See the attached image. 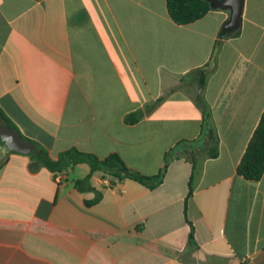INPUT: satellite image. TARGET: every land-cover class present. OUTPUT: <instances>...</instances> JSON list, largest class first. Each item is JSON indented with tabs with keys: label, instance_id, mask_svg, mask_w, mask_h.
<instances>
[{
	"label": "crops",
	"instance_id": "obj_1",
	"mask_svg": "<svg viewBox=\"0 0 264 264\" xmlns=\"http://www.w3.org/2000/svg\"><path fill=\"white\" fill-rule=\"evenodd\" d=\"M227 17L176 23L164 0H0V109L19 134L52 157L76 147L162 170L149 184L79 161L56 180L0 144V264H264V167L235 171L264 104V0H242L237 32L220 36ZM206 127L214 155L178 153Z\"/></svg>",
	"mask_w": 264,
	"mask_h": 264
},
{
	"label": "trees",
	"instance_id": "obj_2",
	"mask_svg": "<svg viewBox=\"0 0 264 264\" xmlns=\"http://www.w3.org/2000/svg\"><path fill=\"white\" fill-rule=\"evenodd\" d=\"M220 0H164L165 8L168 16L176 23L185 24L193 21L194 19L203 15L206 11L212 7H220ZM212 2L213 5L210 4ZM237 24V23H236ZM221 26L219 29V35L224 36L226 34H232L237 32V25ZM132 116L129 120H133ZM0 123H5L9 127L14 129V124L4 115L0 109ZM23 137V136H22ZM25 138V137H24ZM0 144L7 150L6 146L0 141ZM202 147L206 154L214 155L217 151V136L215 132L210 128H204L201 139L199 141L181 139L176 142V147L180 148L179 154L195 155L200 153L199 149H196V145ZM194 146V147H193ZM38 151L36 153H27L28 155V168L35 170L40 166H44L52 173L54 178L59 172L67 167L72 166L79 161H85L89 164L90 170H100L102 173L112 175L118 178L130 177L140 182H147L149 184L155 183L159 180L162 170L156 174L146 176L140 174L136 170L132 169L124 163L120 156L115 152H110L103 157H99L92 152L77 149L76 147H68L59 151L55 157L49 155L47 150L36 144ZM168 158L162 167L164 168ZM4 158L0 159V165L3 163ZM264 167V104L258 116L257 122L253 127L244 149L235 165L236 173L242 175L246 179H257ZM190 178L188 185L190 188ZM88 180V175L80 179H75L76 186H80V183ZM192 232L189 231L188 236L191 238Z\"/></svg>",
	"mask_w": 264,
	"mask_h": 264
},
{
	"label": "water",
	"instance_id": "obj_3",
	"mask_svg": "<svg viewBox=\"0 0 264 264\" xmlns=\"http://www.w3.org/2000/svg\"><path fill=\"white\" fill-rule=\"evenodd\" d=\"M242 0H220V4L228 9V17L226 21L223 22L224 26H232L237 23ZM211 5L212 2H210ZM0 141L6 146L7 149L11 151L21 152V153H36L38 147L35 143L27 138L22 137L19 132L6 125L5 123H0Z\"/></svg>",
	"mask_w": 264,
	"mask_h": 264
},
{
	"label": "built area",
	"instance_id": "obj_4",
	"mask_svg": "<svg viewBox=\"0 0 264 264\" xmlns=\"http://www.w3.org/2000/svg\"><path fill=\"white\" fill-rule=\"evenodd\" d=\"M56 180H58V178H59V175L57 174V175H55V177H54Z\"/></svg>",
	"mask_w": 264,
	"mask_h": 264
}]
</instances>
